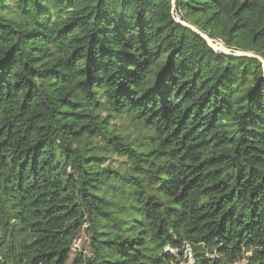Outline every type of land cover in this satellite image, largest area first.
Instances as JSON below:
<instances>
[{
	"label": "trees",
	"instance_id": "obj_1",
	"mask_svg": "<svg viewBox=\"0 0 264 264\" xmlns=\"http://www.w3.org/2000/svg\"><path fill=\"white\" fill-rule=\"evenodd\" d=\"M174 4L0 0V264H264L263 64L181 24L264 61V0Z\"/></svg>",
	"mask_w": 264,
	"mask_h": 264
},
{
	"label": "water",
	"instance_id": "obj_2",
	"mask_svg": "<svg viewBox=\"0 0 264 264\" xmlns=\"http://www.w3.org/2000/svg\"><path fill=\"white\" fill-rule=\"evenodd\" d=\"M175 9V4H174V0H172V10L174 11ZM177 22H179V20H176ZM183 26H185L186 28L190 29L192 32L196 33L197 35H199L200 37H202L206 43L209 45V47H211L213 50L215 51H220V52H223L224 54H226L227 56L231 57V58H234V57H248V58H254L260 62H262L263 64V68H264V61L262 59H260L259 57L253 55V54H250V53H240V52H237V53H231L229 50H227L224 46L222 47L223 50H221L220 48L216 47L215 44H217L216 41H213L211 39H209L207 36L203 35L201 32H199L196 28L190 26V25H186L184 23H181Z\"/></svg>",
	"mask_w": 264,
	"mask_h": 264
},
{
	"label": "rangeland",
	"instance_id": "obj_3",
	"mask_svg": "<svg viewBox=\"0 0 264 264\" xmlns=\"http://www.w3.org/2000/svg\"><path fill=\"white\" fill-rule=\"evenodd\" d=\"M217 43H220L222 44L221 42L219 41H216ZM117 128L121 129L120 131H124L128 128V125L123 121L121 120L120 122H117ZM112 165V167L114 168H117L120 164H121V160L120 159H117V158H114L113 161L110 162ZM86 240L83 236L80 237V239L75 243L73 249L74 251L76 250L77 252H82L84 250H86ZM185 254L188 255V251L185 252ZM178 258H181L179 263L178 264H192V260L189 258H187L188 262L187 263H183L182 260L185 259V257H181V256H177Z\"/></svg>",
	"mask_w": 264,
	"mask_h": 264
},
{
	"label": "bare ground",
	"instance_id": "obj_4",
	"mask_svg": "<svg viewBox=\"0 0 264 264\" xmlns=\"http://www.w3.org/2000/svg\"><path fill=\"white\" fill-rule=\"evenodd\" d=\"M216 45V47H218V48H220L221 50H223V45L222 44H220V43H217V44H215Z\"/></svg>",
	"mask_w": 264,
	"mask_h": 264
},
{
	"label": "built area",
	"instance_id": "obj_5",
	"mask_svg": "<svg viewBox=\"0 0 264 264\" xmlns=\"http://www.w3.org/2000/svg\"><path fill=\"white\" fill-rule=\"evenodd\" d=\"M178 20V19H177Z\"/></svg>",
	"mask_w": 264,
	"mask_h": 264
}]
</instances>
